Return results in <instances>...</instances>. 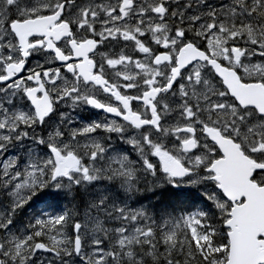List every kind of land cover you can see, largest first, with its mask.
<instances>
[{
    "label": "snow or ice",
    "instance_id": "snow-or-ice-1",
    "mask_svg": "<svg viewBox=\"0 0 264 264\" xmlns=\"http://www.w3.org/2000/svg\"><path fill=\"white\" fill-rule=\"evenodd\" d=\"M0 264H264V0H0Z\"/></svg>",
    "mask_w": 264,
    "mask_h": 264
}]
</instances>
